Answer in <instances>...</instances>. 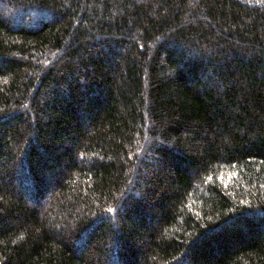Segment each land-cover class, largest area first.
<instances>
[{
	"label": "trees",
	"instance_id": "16d2710c",
	"mask_svg": "<svg viewBox=\"0 0 264 264\" xmlns=\"http://www.w3.org/2000/svg\"><path fill=\"white\" fill-rule=\"evenodd\" d=\"M0 264H264V0H0Z\"/></svg>",
	"mask_w": 264,
	"mask_h": 264
}]
</instances>
